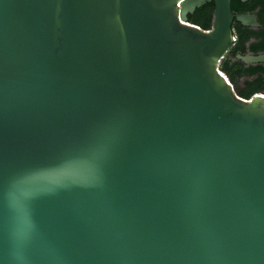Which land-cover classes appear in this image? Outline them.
<instances>
[{"label":"water","instance_id":"1","mask_svg":"<svg viewBox=\"0 0 264 264\" xmlns=\"http://www.w3.org/2000/svg\"><path fill=\"white\" fill-rule=\"evenodd\" d=\"M233 20L258 27L231 0H0V264H264V98L217 70Z\"/></svg>","mask_w":264,"mask_h":264},{"label":"trees","instance_id":"2","mask_svg":"<svg viewBox=\"0 0 264 264\" xmlns=\"http://www.w3.org/2000/svg\"><path fill=\"white\" fill-rule=\"evenodd\" d=\"M255 13L258 29L250 30L241 26L235 20L231 25L233 44L220 61L218 72L226 81L233 84L243 81V87L233 89L235 94L242 100L249 101L254 96L264 98V65H245L237 59V56H244L246 51L252 55L264 53V0H247L242 3L240 0H231V11L233 14H253ZM214 13L213 2L206 3L201 8L196 9L193 14L187 16L188 23L198 27L201 31L207 32L211 29ZM252 39L254 42L246 47V43ZM251 78V80H249Z\"/></svg>","mask_w":264,"mask_h":264},{"label":"flooded vegetation","instance_id":"3","mask_svg":"<svg viewBox=\"0 0 264 264\" xmlns=\"http://www.w3.org/2000/svg\"><path fill=\"white\" fill-rule=\"evenodd\" d=\"M258 11V9H256L255 11H254V15H255V13ZM258 27H259V25H258ZM258 27H256V28H254V27H246V28H248V29H250V30H254V31H256L257 29H258ZM254 41L252 40V39H250L247 43H246V47L247 46H249L251 43H253ZM246 54H250L249 52H247L246 51V53H245V55ZM246 65V64H245ZM248 65H256V64H248Z\"/></svg>","mask_w":264,"mask_h":264},{"label":"rangeland","instance_id":"4","mask_svg":"<svg viewBox=\"0 0 264 264\" xmlns=\"http://www.w3.org/2000/svg\"><path fill=\"white\" fill-rule=\"evenodd\" d=\"M242 82H243V81L241 80L240 82L233 84L232 88H233V89L242 88V87H243Z\"/></svg>","mask_w":264,"mask_h":264}]
</instances>
